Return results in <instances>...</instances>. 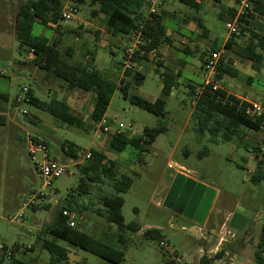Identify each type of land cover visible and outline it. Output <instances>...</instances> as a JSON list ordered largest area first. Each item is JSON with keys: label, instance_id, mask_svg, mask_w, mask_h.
Masks as SVG:
<instances>
[{"label": "rangeland", "instance_id": "rangeland-1", "mask_svg": "<svg viewBox=\"0 0 264 264\" xmlns=\"http://www.w3.org/2000/svg\"><path fill=\"white\" fill-rule=\"evenodd\" d=\"M25 1L0 0V245L7 250L0 248V263L12 264L9 252L18 246L16 256L27 264H49L51 254L41 247L46 237L69 250V260L58 264H111L50 235L48 228L57 212L68 209L75 226L123 249L124 264H199L202 256L212 257L221 251V257L212 264H257L255 250L264 224V181L255 183L250 175L257 162L254 147H261L262 131L241 126L230 140L222 139L224 126L216 140L209 129L199 132L194 118L195 101L187 86L194 81L198 91L202 90V57H208L215 44L223 47L224 38L229 35L224 17L210 16L179 0H160L158 15H162L170 38L158 50L163 59L153 50L148 57H138L131 72L124 71L120 64L129 38L110 34L103 14L93 16L88 2L79 5L71 20H60L58 27L35 23L33 34L48 37L50 42L57 39L63 60L95 67L108 79L128 84L130 92L150 101L166 100V113L157 115L133 104L119 87L115 89L105 117L113 125L123 123L126 135L141 140L139 147L128 145L125 150L116 151L110 146V136L104 135L99 123L91 118L94 91L69 89L63 80L48 76L46 70L31 62L34 55L29 48H20L18 8ZM194 17L202 21L213 41L202 34L204 27ZM257 19L250 26L242 22L235 36L238 43L246 44L250 28L264 34V19ZM220 49L225 51L223 58L239 71L237 77L224 75L220 85L241 95L246 93L252 100L264 101V57L257 70L235 51ZM262 53L264 56V50ZM180 65L184 69L178 83L171 92H163L162 73L181 72ZM138 73L144 75L139 84ZM24 87L45 101H68L71 110L84 119L86 128L64 123L31 103L17 104L15 99ZM226 123L223 120V125ZM161 125L164 131L153 143H145V129ZM212 125L216 122L211 121L209 127ZM34 137L46 144L52 157L68 166V172L44 188L49 198L36 204L37 208L25 204L44 184L36 165L42 152H36V159L30 153L29 139ZM69 142L79 149L77 159L62 149V144ZM91 148L106 154V161L113 165L118 178L123 174L132 177L129 191L120 193L124 198L122 214L126 224L136 223L140 230L121 232L116 223L107 219L102 197L117 192L105 174L101 181H89L87 192L80 193L78 186L83 175L77 164L87 162L83 155ZM181 172L215 190L202 222L165 205ZM21 211L22 222L12 220ZM149 228L158 230L161 237L145 236L144 231ZM176 256L182 258L181 263Z\"/></svg>", "mask_w": 264, "mask_h": 264}, {"label": "trees", "instance_id": "trees-1", "mask_svg": "<svg viewBox=\"0 0 264 264\" xmlns=\"http://www.w3.org/2000/svg\"><path fill=\"white\" fill-rule=\"evenodd\" d=\"M74 1L78 9L79 5L88 2L89 5L93 7V16L104 14L106 16L107 31L114 36L122 35L129 38L130 34L138 25L143 24L146 42L142 46V50L135 55V61H137L138 57H148L151 51L158 49L162 44L170 40L162 15L153 14L152 16H148L146 14L147 0ZM179 1L196 10H200L203 0ZM251 1L253 3V11L243 16L240 20L241 24L243 22L246 26L255 23V21H257L256 18L264 19V0ZM62 8L63 0H27L19 6L17 38L20 48L27 47L34 51V58L31 62L35 66L46 70L48 76L52 75L63 80L69 89L79 88L84 91H94L96 100L91 111V118L94 122H99L105 116L107 107L117 87L123 91V95L128 97L133 104L154 114L164 115L166 113V100L163 98L150 101L130 92L128 84H121L119 86L115 81L105 77L102 72L95 67L89 66L83 62L70 63L65 61L61 57L57 39L50 42L48 37L33 34L35 23L46 26L50 23H55L58 27V23L61 20ZM194 20L198 22L199 26L206 28L200 19L194 17ZM249 30L251 35L245 45L235 40L237 34L235 33L227 40L225 49L235 51L240 56L250 60L254 69L260 70L264 57L262 53L264 50V34L259 33L253 28ZM219 49L220 47L215 44L211 47L210 53ZM202 61L203 68L207 61V57H202ZM158 63H160V61H158ZM131 71L132 70H128V72ZM173 71L170 70V72L162 73V77H164L162 91L165 93L171 92L172 88L178 83L177 79L183 74L182 71L178 73H174ZM225 74L237 77L239 71L234 65L229 63V61L222 58L217 77L220 80ZM143 79L144 75L138 73L136 76L137 84ZM199 85V87H202L203 82ZM187 86L190 88L193 101H195L194 118L197 120V130L204 133L209 129L213 140H216L219 135V130L223 126L225 127L224 132H222L223 140L232 139L233 135L238 133L241 126H246L254 131H262L264 129V119L262 117L254 118L247 114L245 108L248 105V101L228 93L223 88L213 90L211 87L207 86L198 91L199 88L195 86L194 81H191ZM28 95L30 96L29 103L50 112L64 123L75 124L79 127L86 128L84 119L75 114L66 101L56 98L50 101L42 100L35 96L30 88ZM223 120H227L226 125H223ZM211 121H215L216 125L209 127ZM164 129L162 125L146 128L144 136L145 143H153ZM33 140H38V138L34 137ZM140 144L141 140L139 138L129 137L125 133L114 134L110 137V146L116 151H123L128 145L139 147ZM62 149L69 156L77 159L79 149L76 148L72 142L63 143ZM91 151L93 155L87 162L82 165L77 164V167L83 175L78 186L80 193L87 192L89 181H101L103 178L102 175L105 174L112 180V185L117 192L116 195H104L102 197L107 219L116 223L121 232L125 231V229H131L133 231L140 230V227L137 226L136 223L131 222L126 224L122 214L124 198L120 193L129 191L133 181L132 177L123 174L118 178L113 165L107 163L106 154L98 149L91 148ZM254 151L257 162L254 171L250 175V179L256 183L264 181V153L261 152L260 147H254ZM204 152L207 153V151ZM68 201V205L70 206L72 204V197L69 198ZM32 207L37 208L38 206L33 205ZM64 210L65 209H60L49 225L48 230L52 237L64 239L72 244L78 245L107 260L111 264L123 263L126 254L123 249L104 243L77 226L68 225V216L64 215ZM144 235L151 239H159L161 237L160 232L155 228L145 230ZM120 238H122V234ZM41 247L51 254L49 264H58L69 260V250L59 245L54 240H49L46 237L43 238ZM3 250L7 251L4 245ZM18 250V246H15L9 252L12 264H27L23 259L16 256ZM222 253L221 251L212 257L202 256L199 264H212L216 259L221 257ZM255 260L257 264H264V224L255 250Z\"/></svg>", "mask_w": 264, "mask_h": 264}, {"label": "built area", "instance_id": "built-area-1", "mask_svg": "<svg viewBox=\"0 0 264 264\" xmlns=\"http://www.w3.org/2000/svg\"><path fill=\"white\" fill-rule=\"evenodd\" d=\"M147 5L149 9L148 16L153 14H158L160 9V0H147ZM253 11V3L251 0H240L239 5L234 9V15L226 21L225 28L229 35L238 33L240 30L241 18L247 15L249 12ZM78 12L77 4L74 0H63V8L61 11V20L67 22L74 18ZM53 25H57L53 23ZM145 35L143 31V24H139L138 27L130 34L129 41L125 48L122 51L121 58V67L124 71L131 70L135 67V55L142 50V46L145 44ZM32 55L34 51L30 49ZM225 51L222 49L212 51L207 57V61L203 67V86L211 87L213 90H218L221 87L220 80L217 77L219 73L220 61L224 57ZM119 86L121 84H118ZM29 87H24L22 93L19 94L15 101L17 104L29 103L30 96ZM247 101V100H246ZM247 114L251 117H262L264 119V101H248V105L245 108ZM27 113L26 110H24ZM99 127L102 129L104 135L112 136L114 134L124 133L123 128L125 127L123 123H118L113 125L105 116L98 122ZM30 143V153L34 159H36L35 154L37 151L42 152V159L36 160V165L43 176V187L38 190L35 194L28 197L25 204L27 206H33L39 202H45L49 198V194L44 190L45 187H48L52 184L53 180L58 178L60 175L68 172L67 164L61 163L58 159L52 157L48 150L46 144L41 140L29 139ZM261 152L264 153V129L261 134ZM93 153L91 150H88L83 155V160L88 161L92 157ZM24 204V205H25ZM65 216H68L67 224L70 226H75L74 220L71 219V211L65 209L63 211ZM24 213L21 211L16 217L12 220L16 222H22V217ZM0 248L3 249V245H0ZM179 263L182 262V258L176 256L175 258Z\"/></svg>", "mask_w": 264, "mask_h": 264}, {"label": "water", "instance_id": "water-1", "mask_svg": "<svg viewBox=\"0 0 264 264\" xmlns=\"http://www.w3.org/2000/svg\"><path fill=\"white\" fill-rule=\"evenodd\" d=\"M214 196V189L183 173H178L173 191L165 201V205L202 222L212 205Z\"/></svg>", "mask_w": 264, "mask_h": 264}, {"label": "crops", "instance_id": "crops-1", "mask_svg": "<svg viewBox=\"0 0 264 264\" xmlns=\"http://www.w3.org/2000/svg\"><path fill=\"white\" fill-rule=\"evenodd\" d=\"M211 1L213 3H206L205 0H203L202 1V6H201V10H203L204 12H206L207 14H209L210 16L218 15L221 18L224 17V19L227 21V20H229L233 16L234 9H236L238 7V3H239L240 0H224V2H223V0H211ZM103 16L105 17V20H106V16L104 14H103ZM256 20H258V19L256 18ZM208 32H209V30L207 28H204V31H203L202 34L203 35H208L209 37H211L210 34H208ZM228 39H229V35H226L225 38H224V43H223L224 46L223 47L219 46V47L220 48H224L225 47V44H226V42H227ZM211 41H213V37H211ZM216 41H217V38H216ZM159 48L158 49H155L154 52H155L156 55L158 54L159 57L163 59L162 55L159 54V51H158ZM180 62H185V61L182 60ZM180 67L181 68H180L179 71H183V69H184L183 66L180 65ZM225 75H229V74H225ZM222 79H223V77L220 79V81H222ZM221 87L223 89H225L228 93H231V94H233L235 96H238L241 99H244V100H247V101L252 100V99L249 98V95H247L246 93L241 95V94L237 93L236 91H232V89H227V88L223 87L222 85H221ZM233 88H234V86H233ZM95 100H96V95H95V99H94V102H93V107H94V104H95ZM66 102L70 105V103L68 101H66ZM181 173H183V172H181ZM183 174L186 175L187 177H190L186 173H183ZM191 178H193V177H191ZM124 261H123L122 264H124Z\"/></svg>", "mask_w": 264, "mask_h": 264}]
</instances>
